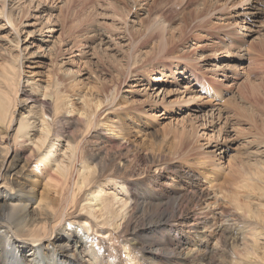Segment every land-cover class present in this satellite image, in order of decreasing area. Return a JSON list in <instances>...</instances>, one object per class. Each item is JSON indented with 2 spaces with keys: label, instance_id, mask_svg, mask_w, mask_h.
Wrapping results in <instances>:
<instances>
[{
  "label": "bare ground",
  "instance_id": "obj_1",
  "mask_svg": "<svg viewBox=\"0 0 264 264\" xmlns=\"http://www.w3.org/2000/svg\"><path fill=\"white\" fill-rule=\"evenodd\" d=\"M71 1L0 0V264H264V134L248 133L245 152L228 156L243 184L234 179L235 185L225 190L231 208L219 207L213 214L204 211L209 194L201 179L208 177L179 165L181 157L165 150L174 133L176 150L189 140L193 151L207 125L223 120L225 126L227 108L241 109L244 84L235 80L249 54H243L241 31L256 21L263 28L264 0H105L106 7L96 4L91 12L109 10L110 15L101 16L109 24L87 26L70 41L63 38V25L43 14L55 10L46 2H57L61 10ZM148 4L154 8L147 14L152 25L145 19L135 22L133 8ZM187 9L196 12L185 15ZM209 17L223 22L225 31H240L223 45L231 65H215L212 56L203 57L204 46L189 43L201 35L196 29L209 26ZM259 43L254 52L264 50V34ZM259 55L264 73V52ZM32 59L46 60L51 76L41 97L39 84L23 77V64ZM84 77L94 85L74 101ZM213 84L226 91L238 86L227 106L215 108L201 97L203 92L219 97ZM158 89L137 108L122 105L128 100L123 95L149 97ZM26 103L29 109L36 107L35 125L16 119ZM170 107L161 143L152 141L143 150L130 141L126 122L116 133L105 123L117 112L141 121L143 113ZM186 111L189 118L181 115ZM154 116L149 117L157 122ZM36 126L42 130L35 143L26 135ZM231 133L223 132V142L214 148L224 145L226 154L234 140ZM47 138L63 145L67 164L50 160L54 148L44 146ZM109 186L122 199L105 196L103 189ZM255 201L262 203L254 208ZM216 220L211 239L202 230Z\"/></svg>",
  "mask_w": 264,
  "mask_h": 264
},
{
  "label": "rangeland",
  "instance_id": "obj_2",
  "mask_svg": "<svg viewBox=\"0 0 264 264\" xmlns=\"http://www.w3.org/2000/svg\"><path fill=\"white\" fill-rule=\"evenodd\" d=\"M41 1H43V0H41ZM96 4H101V5H103V7H106L105 0H72L69 7L66 6L65 8H63L61 10L59 8V5H57V2H54L53 4L52 3L49 4V2H46L45 5H48V6L53 5L55 7L54 8L55 10H53L49 13L45 12L43 14V16L45 18H47V17H50V14H51V17L49 18L51 21L59 23V25H63V31H64L63 38H67L68 40L72 41L74 36L78 35L79 32L87 26L96 28L99 23H101L104 27L109 24V21L107 19L101 18V16L103 14L104 15L105 14L110 15L111 12L109 10H98L97 9L96 12L92 15L91 10L96 8V6H97ZM260 8H262L264 10V6H262ZM152 10H154V8L150 4L142 5L141 7H134L133 12H136V14H138V17L135 20V22L139 23L141 20L145 19V22L150 23L152 25L153 19L148 18V16H147V14ZM163 10H166V8ZM191 10H189V9L185 10V12H184L185 15H187L189 13L193 14L196 12L193 9H191ZM225 12L227 14V11H224L223 14ZM215 18L209 17L210 20L209 19H207V20L209 22V26L212 25V28H213V24H214V27H216L218 25L216 28L212 29L211 27L207 26L206 28H204L202 30L196 29L195 34H199V35L201 34V35L197 36V38L193 37L194 39L192 38L189 43L191 44V46L194 44L195 47H198L199 45L204 46L206 48V50H204V47H203V49H202L203 50V53H202L203 57L207 56V55L212 56L211 58H209V60H213L215 65H217L219 67L223 66L224 64H230L231 65L232 63H227L228 62L227 59H229V58H228L227 53L224 50L223 45L226 46V44H227L226 39H230V38H234V37L238 38L237 33L240 31H238V27H236L235 30L234 29H227V31H225L226 29H225V27H223L224 26L223 22H218L219 23L218 24ZM141 22H144V21H141ZM220 23L222 26L220 25ZM215 24H216V26H215ZM249 26H251V27H249L251 29L246 30V31H241L242 36H243V34L245 35V37H243L242 39H244L246 41V43H245V45H246L245 49L246 50L244 51L243 54L244 55L247 53H249V54L247 55L248 57L245 55V62L246 63L244 62V65L242 66L244 68L242 70H240V75L238 76L239 78L237 77V79L235 80V84L238 86H239V83H240V85L244 84L242 89L240 90V93H243L242 99H240L241 109L237 112H234L233 109H230L229 107L227 108V111L229 112V114L224 115V116H228V121H227V124L225 126L222 124L223 120L220 121L219 123L213 124L211 126L207 125L204 133L201 136H199L196 143L194 144V146H193L194 150L193 151H189V147L187 146L189 140L185 144V146H183V141H182L181 146L177 147L179 149L176 150V147L174 146V144H175V140H174L175 134L174 133L169 134L168 138L165 142V145H166L165 150L167 152L171 151L172 155L177 154V156L181 157L177 161L179 165H182V166L184 165L185 167H191V168H193L194 172H197V173L201 172L205 175V177H208V180L201 179V183L203 184L202 187L204 188V190H207V193L209 194L208 199L204 202V211H206V212L209 211L212 214L214 212L216 213V211H218L219 207H221V208L225 207L227 209L231 208L229 205V202H227L228 199L226 198L225 190H228L229 188H231L235 185L234 179L237 181L238 185L241 186L243 184L242 178L240 177L238 172L234 171L231 164H228V156L236 154L237 158H238L245 152V148H244V145H246L245 144V141H246L245 138L248 137V135H247L248 133H251V134L255 133L257 135H263L264 134V119H263V116H264V97H263V95H264V78H263V74L264 73L262 70H260V64L263 61H262V58L259 57L260 56L259 54H262L264 52V50L262 48H256V51L254 52L252 49L253 45L256 46L255 43L260 44L259 40H260V37L264 34V32L262 31V30H264V26L262 28V25H259V23L257 21L252 23V24H249ZM219 28H221V29H219ZM215 29L216 30L218 29L220 31L217 30V32H216ZM77 30H78V32H77V34H75V32ZM230 30H232V31L234 30L235 32L234 31L232 32ZM211 33H212V35H211ZM214 33L217 35H215ZM214 36L218 39L216 40V38ZM224 40H225V43H224ZM194 45H193V47H194ZM91 46L96 47V44L91 45ZM219 46H221L223 48V50H222V48L220 49ZM250 46H252V47H250ZM209 49L215 50V51H213L215 53H213ZM92 53H93L92 51H89V54H92ZM198 53L200 54L199 51H198ZM211 54H213V55H211ZM250 56H251V58H250ZM44 62H45V64H43V63L41 64L38 59H32L31 62H25L23 64V68H22L23 75H24L23 77H25L29 80H33L35 83L39 84V87H41L40 91L37 92V94L39 96L42 94L41 89H43L45 87L46 83L48 81L50 82V80H51V76H49L47 73L46 60ZM0 64H1V62H0ZM95 65H97L96 66L97 68L100 67V65H98V64H95ZM246 66H248V67H246ZM250 67H252V68H250ZM246 70H247V72H246ZM84 78H81L82 83H80L79 87L75 89L76 90V92H74L75 95L73 94L74 95V101L78 100L83 95H88L89 94L88 91H89L90 86L94 85L92 78L89 80H87L86 78L84 79ZM102 78H104V77H102ZM245 78L247 80L248 79H250V80L248 82H246L247 80ZM23 81H25V80H23ZM168 81H170V79ZM250 84H252L253 86ZM28 85H30V84H28ZM225 85H227V84H225ZM238 86H236L235 88H233V87L230 88L229 89L230 91L229 90L226 91V90L220 88L219 86L216 87L214 85V87H213L214 90L213 89H211V90H212V92H214V94L218 95L219 97H214V99H213L212 98L213 93L209 94L208 92H203L201 97L203 99L205 98V100L208 101L210 103V105H214L215 108H217L218 106L220 108H222L224 106H227L226 105L227 99H229L230 97H232L235 94L234 92H236V88ZM79 88H80V90H79ZM172 88L175 89L174 87H171V86H169L168 89H172ZM145 89L148 90V92H152L151 89H148L146 87H145ZM27 90H29V87L27 88ZM77 90H79V91H77ZM159 90L160 89L153 91V93L151 94L152 96H149V97H148L149 93H148V95L146 93H142L144 95L138 94L133 99L130 98V95H123V96H127L128 100H123L126 104H122V105H128L130 107L137 108V107L143 105V103L146 102L148 99H151V97H155L158 94L157 92ZM221 90H222V92H221ZM44 92H45V90H44ZM84 92H85V94H84ZM154 93H156V95H154ZM160 94L161 93H159V95ZM237 95H238V93H237ZM180 96H182V95H180ZM159 97H161V96H159ZM18 98L21 100H24V97H22V96L18 97ZM173 98H175V97H173ZM132 100L138 101L137 106H135L133 104H129L130 101H132ZM214 100H216V101H214ZM29 107L30 106L28 103H26V105L25 104L22 105L19 108L20 110H19V113H17L16 119L18 121H19V119H23L24 121L29 120V123L34 122V125H35L36 121H34V120L37 116L34 114V112H36L35 111L36 107L32 108V109L31 108L29 109ZM172 108L173 107H170L169 110H164V111L161 109L160 110L159 109L158 110H155V109L150 110L149 113L146 112V113H143V115H141L142 116L141 121H138L136 119L137 118L136 116L131 115V116H128L127 118H125V116L122 115V112H120V114H119V112H117V115H116V117L118 116L117 118L116 117L111 118V117L107 116L105 118V121H106L105 123H106V125H109L111 128L115 129L114 131L116 133L118 131V130H116L118 128L117 126H121L122 122H126L127 125L124 127V131L126 133L130 132V134H129L130 141L135 146H138L137 150H143V148L144 149L147 148V145H149V143H153L154 141L161 143V140L163 139L161 128H164V125L169 123L168 117H171V115H172V114H170ZM134 111H137V110H134ZM173 114H175V111L173 112ZM188 114H190V112L186 111L184 113L182 112L181 115H183V117H185V118H189ZM153 115H155L154 117H157V116L159 117V118H157L158 119L157 122L151 121L149 116L152 117ZM159 115H161V116H159ZM180 118H182V116H180L179 119ZM16 127H17V125L14 126V128H16ZM201 129H204V128H201ZM41 130H42V127H39V126L38 127L36 126L35 128L28 129L29 132H27L28 134L26 135L28 137L27 139L28 140L31 139L32 141H34L36 143L39 139H41L40 138L41 137L40 136ZM225 131L226 132L231 131L232 132L231 133L232 139H234L233 141H231L229 143L228 146H230V147H228L229 149H227L226 154H224V152L226 151L224 145H218L217 148H214V145L216 144V142H219V143L223 142V140H222L223 134L222 133ZM158 132H160V133H158ZM200 133H202V132H200ZM49 144L52 145V148H54L53 150H51V147H50V152H49L50 160H53V161L55 160L57 162L62 160V162L65 161L64 162V164H65L66 160H68L69 155L64 149H62L63 145L62 144L58 145L57 143H55V141H51V140L49 141L47 138L44 146L49 145ZM143 144H145V145L142 146ZM209 145H211V146H209ZM56 147H57V149H56ZM47 151H49V149H47ZM140 152H142V151H140ZM144 153H145V151H144ZM1 154H2V151L0 150V160L3 159V157H2L3 154L2 155ZM209 156H212L211 159H208ZM193 159H195V160H193ZM191 160H193L192 161L193 164L190 163ZM212 162L221 168L217 169L212 164ZM114 189L115 188H112L110 186L108 188L104 187L103 191H105L104 193H106L105 196H107V197L113 196L112 198H115L117 200L122 199V197L120 195L121 193L119 194V192H117ZM220 189H221V191H220ZM222 189H223V191H222ZM42 190H43V188L38 187V193H40V191H42ZM49 196L52 197V195H49ZM261 203H262V201L259 202V204H261ZM259 204L257 203V201L253 202L254 208L258 207ZM90 205H93V204H90ZM118 206H119V204L114 205L113 209L118 211V209H119ZM89 212H93V210L90 209ZM96 216L100 218V214L96 213ZM209 220H210L209 222L211 224L212 218ZM216 222H217V220H216ZM217 226H219V222H217L215 226H212V227L207 226V228H204L202 230V232L206 236H208L209 238L212 239V237L215 235L214 230ZM260 243H261L260 244L261 247H263L264 239H262Z\"/></svg>",
  "mask_w": 264,
  "mask_h": 264
}]
</instances>
